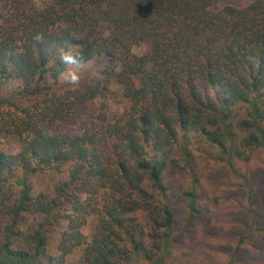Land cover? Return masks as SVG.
<instances>
[{
	"label": "trees",
	"instance_id": "16d2710c",
	"mask_svg": "<svg viewBox=\"0 0 264 264\" xmlns=\"http://www.w3.org/2000/svg\"><path fill=\"white\" fill-rule=\"evenodd\" d=\"M215 2L0 0V138L17 145L0 150V264H162L174 177L197 182L214 149L236 176L264 155V0ZM69 45L85 63L75 89ZM98 100V128L63 130Z\"/></svg>",
	"mask_w": 264,
	"mask_h": 264
},
{
	"label": "rangeland",
	"instance_id": "374dc122",
	"mask_svg": "<svg viewBox=\"0 0 264 264\" xmlns=\"http://www.w3.org/2000/svg\"><path fill=\"white\" fill-rule=\"evenodd\" d=\"M252 0H216V9L232 5L238 8ZM137 53L143 48H137ZM116 96L111 97V109L121 111L123 105ZM102 101L83 106L73 123L63 125V130L79 133L87 127L96 129L99 123L91 119L99 113ZM15 152L16 143L0 138V150ZM218 150L204 154L199 168V180L183 173L173 179L171 196L175 212L176 230L172 237V248L162 264H264V155L255 151L250 162L237 163L239 176L234 175L220 160ZM220 160V161H219ZM38 189L45 185L38 178ZM200 196L201 214L192 218L185 192L193 190ZM95 219H91L85 230L92 234ZM3 223L0 221V228ZM53 248L55 241H52ZM78 253L70 257L76 259ZM133 264H153L146 261Z\"/></svg>",
	"mask_w": 264,
	"mask_h": 264
},
{
	"label": "clouds",
	"instance_id": "9594fccd",
	"mask_svg": "<svg viewBox=\"0 0 264 264\" xmlns=\"http://www.w3.org/2000/svg\"><path fill=\"white\" fill-rule=\"evenodd\" d=\"M37 42L43 41V35L37 34L33 37ZM76 46H60L57 48V54L59 60L66 66L60 78L63 79L68 85L72 86L73 89L78 88L81 84L80 69L85 67L84 56L81 52L76 51Z\"/></svg>",
	"mask_w": 264,
	"mask_h": 264
}]
</instances>
